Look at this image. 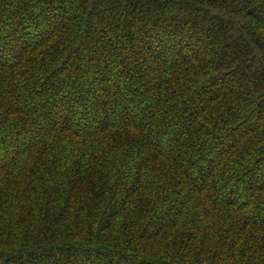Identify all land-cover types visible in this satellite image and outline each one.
Returning <instances> with one entry per match:
<instances>
[{"label": "trees", "instance_id": "obj_1", "mask_svg": "<svg viewBox=\"0 0 264 264\" xmlns=\"http://www.w3.org/2000/svg\"><path fill=\"white\" fill-rule=\"evenodd\" d=\"M0 264H264V0H0Z\"/></svg>", "mask_w": 264, "mask_h": 264}]
</instances>
